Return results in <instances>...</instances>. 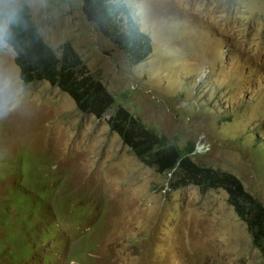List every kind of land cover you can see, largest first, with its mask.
Here are the masks:
<instances>
[{
	"label": "rangeland",
	"instance_id": "rangeland-1",
	"mask_svg": "<svg viewBox=\"0 0 264 264\" xmlns=\"http://www.w3.org/2000/svg\"><path fill=\"white\" fill-rule=\"evenodd\" d=\"M126 2L153 42L137 66L88 21L82 0H0V240L28 239L24 264H264L224 191L171 192L109 117L80 112L46 82L24 85L1 41L27 5L47 43L70 42L147 128L198 144L196 163L233 174L264 204V0ZM15 189H54L58 210L21 212Z\"/></svg>",
	"mask_w": 264,
	"mask_h": 264
},
{
	"label": "trees",
	"instance_id": "trees-1",
	"mask_svg": "<svg viewBox=\"0 0 264 264\" xmlns=\"http://www.w3.org/2000/svg\"><path fill=\"white\" fill-rule=\"evenodd\" d=\"M82 3L88 21L103 37L122 50L133 66L143 63L152 54L153 42L136 24L132 8L126 0H82ZM1 41L15 53V63L24 85L46 82L67 94L80 112L99 119L109 117L107 123L110 129L119 135L124 145L144 165L167 177L171 192L190 186L204 193L224 191L229 204L246 223L254 247L264 257V204L245 189L240 179L231 173L196 163L192 155L194 143L189 147H179L178 141L147 128L117 102L101 80L94 78L70 42L63 43L57 49L47 43L27 5H21L8 17ZM50 189L42 192L15 189L14 196L21 202L19 211L28 210L30 216L41 217L40 213L44 211L51 215L57 209L58 202L55 190ZM27 204L31 207L27 208ZM6 206L13 211L10 204ZM66 207L67 204H64L62 209ZM12 233L19 234L17 240L6 232L0 240V244H3L0 247V264H24L34 257L32 243L20 233ZM21 249L25 252L15 257Z\"/></svg>",
	"mask_w": 264,
	"mask_h": 264
},
{
	"label": "built area",
	"instance_id": "built-area-1",
	"mask_svg": "<svg viewBox=\"0 0 264 264\" xmlns=\"http://www.w3.org/2000/svg\"><path fill=\"white\" fill-rule=\"evenodd\" d=\"M199 146H201L200 143H199ZM198 149H199V148H198V144H197L196 152H197ZM196 152H195V154H198V153H200L201 151H200V152H197V153H196Z\"/></svg>",
	"mask_w": 264,
	"mask_h": 264
},
{
	"label": "clouds",
	"instance_id": "clouds-1",
	"mask_svg": "<svg viewBox=\"0 0 264 264\" xmlns=\"http://www.w3.org/2000/svg\"><path fill=\"white\" fill-rule=\"evenodd\" d=\"M196 147H197V146H195V148H194V150H193V153H192V155H194V156H196V155H195Z\"/></svg>",
	"mask_w": 264,
	"mask_h": 264
}]
</instances>
